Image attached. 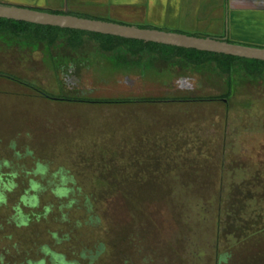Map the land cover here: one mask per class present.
Returning a JSON list of instances; mask_svg holds the SVG:
<instances>
[{"label":"rangeland","instance_id":"obj_1","mask_svg":"<svg viewBox=\"0 0 264 264\" xmlns=\"http://www.w3.org/2000/svg\"><path fill=\"white\" fill-rule=\"evenodd\" d=\"M10 1L0 0L25 5ZM222 1L180 0L175 14L142 26L205 36L209 25L230 42L264 47L263 13L235 23ZM26 30L0 31V159L16 166L10 144L30 147L77 183L70 207L42 194L52 212L18 227L10 216L27 187L21 173L0 206L3 264L36 260L45 243L79 264H264V70L140 40ZM5 75L53 96L215 100L80 105Z\"/></svg>","mask_w":264,"mask_h":264},{"label":"clouds","instance_id":"obj_2","mask_svg":"<svg viewBox=\"0 0 264 264\" xmlns=\"http://www.w3.org/2000/svg\"><path fill=\"white\" fill-rule=\"evenodd\" d=\"M13 149L14 156L17 158V165L14 166L8 158L0 159V206H8V196L14 190L20 188L18 178L21 173L27 178V187L23 188L19 199L13 208L10 220L15 222L18 227H26L32 220L33 216L39 220L41 217L47 218L52 212V204H43L41 208L42 194H49L58 200H67V206H71L75 201L71 198L74 191L73 186L76 185V178L65 168H57L53 170L52 166L45 161L35 158V154L30 147H26L24 152L15 148V144H10ZM28 157H32L31 167L19 163ZM47 197H45L46 199ZM22 206H27L31 210L41 208V211L25 212ZM51 239H55L57 244L61 243L56 232H51ZM42 255L36 259H28L27 264H79L75 259H69L65 252L50 247L47 243L40 246ZM85 254L81 253V258ZM0 264H3V258L0 257Z\"/></svg>","mask_w":264,"mask_h":264},{"label":"water","instance_id":"obj_3","mask_svg":"<svg viewBox=\"0 0 264 264\" xmlns=\"http://www.w3.org/2000/svg\"><path fill=\"white\" fill-rule=\"evenodd\" d=\"M0 18L264 61V47L233 43L225 38L121 24L1 2Z\"/></svg>","mask_w":264,"mask_h":264},{"label":"crops","instance_id":"obj_4","mask_svg":"<svg viewBox=\"0 0 264 264\" xmlns=\"http://www.w3.org/2000/svg\"><path fill=\"white\" fill-rule=\"evenodd\" d=\"M180 0H14L23 6L60 13L101 19L121 24L142 26L158 24L160 17L175 14ZM225 18L235 23H258L253 10L264 19V0H224ZM17 4V3H14ZM22 6V5H20ZM163 13V14H162ZM261 18V17H260ZM261 18V19H262ZM251 21V22H250ZM152 22V23H151ZM155 28V27H152Z\"/></svg>","mask_w":264,"mask_h":264},{"label":"trees","instance_id":"obj_5","mask_svg":"<svg viewBox=\"0 0 264 264\" xmlns=\"http://www.w3.org/2000/svg\"><path fill=\"white\" fill-rule=\"evenodd\" d=\"M35 26V27H41V28H56V29H63V30H68V31H81V30H74V29H65V28H59V27H52V26H42V25H36V24H31V23H27V22H21V21H15V20H9V19H4V18H0V31L4 30L5 34L9 33V34H21L26 32V28L29 26ZM144 27V26H141ZM87 33H93V32H88ZM42 33V32H41ZM93 34H98V35H102L99 33H93ZM112 36V35H109ZM53 41L56 39H59V37L54 36L52 37ZM51 38V39H52ZM120 38V37H119ZM144 42V41H143ZM82 43V42H81ZM144 43H149V44H153V45H161V46H165V47H169V45H163V44H157V43H153V42H144ZM80 45V43H79ZM78 46V45H77ZM172 48H176V49H185V50H189L192 52H205L210 54V57H214V58H219L221 60H223L224 62H244L246 63V65L248 66V69L250 72H261L262 70H264V61L261 60H255V59H247V58H242V57H236V56H231V55H225V54H218V53H212V52H206V51H198L195 49H186V48H182V47H175V46H170ZM167 58V57H166ZM230 68V67H229ZM226 68L227 70L230 69ZM3 75V74H0ZM5 77L10 78L13 81H16L18 83L24 84L26 86L32 87L34 88L39 94L40 96L47 98L49 100L52 101H59V102H68V103H72V104H80V105H96V106H107V105H114V106H118V105H132V104H156V103H185V102H195V101H213L215 100L214 98H191V99H186V98H176V97H168V98H154V97H111V98H93V97H89L88 95H59V96H53L48 94L47 92L32 86L30 84H28L27 82H24L23 80L17 79L14 76H8L5 75Z\"/></svg>","mask_w":264,"mask_h":264},{"label":"flooded vegetation","instance_id":"obj_6","mask_svg":"<svg viewBox=\"0 0 264 264\" xmlns=\"http://www.w3.org/2000/svg\"><path fill=\"white\" fill-rule=\"evenodd\" d=\"M206 29L208 30L207 31L208 33H206L205 36H211V37H215V38H225L227 41H229L227 35H222V33L214 32V30H212L209 25L206 26ZM84 93H85V91H81L82 95H84Z\"/></svg>","mask_w":264,"mask_h":264}]
</instances>
